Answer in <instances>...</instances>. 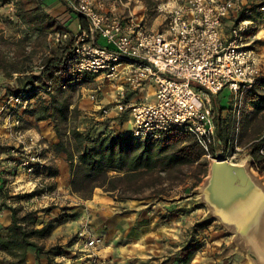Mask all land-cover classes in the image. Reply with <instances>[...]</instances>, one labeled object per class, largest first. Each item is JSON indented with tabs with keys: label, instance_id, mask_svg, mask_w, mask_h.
Segmentation results:
<instances>
[{
	"label": "built area",
	"instance_id": "built-area-1",
	"mask_svg": "<svg viewBox=\"0 0 264 264\" xmlns=\"http://www.w3.org/2000/svg\"><path fill=\"white\" fill-rule=\"evenodd\" d=\"M77 15L87 22L88 30L78 29L72 36L67 31L57 32L70 46L64 59L65 67L76 74L90 75L93 80L87 91L90 101L99 103L104 81L115 86L110 108L101 106L102 115L110 111L114 116L124 112L130 116V132L138 138H162L174 127L194 134L211 158L223 150L210 154L215 144L213 113L206 101L208 95L227 87L234 96L233 112L238 119L242 97L247 88L264 75L256 52L251 46L250 30L253 21L246 16L237 17L223 31L226 17L241 10L240 0H163L155 10L164 18L162 30L147 29L142 21L131 14L122 19L118 15L101 11V0H63ZM104 39L106 45L96 42ZM151 85V98L131 99L139 89ZM50 80L42 88L28 86L25 90L6 95L14 114V126H20L19 110L32 107L34 96L50 91ZM237 122L235 134H237ZM15 154L11 160L14 177L18 172L31 176L27 192L40 191L28 198L15 199L16 193L5 195L0 186V200L9 205L28 203L34 199L53 201V191L47 189L43 169L47 165V143L37 137L16 131ZM234 147L236 146L234 140ZM261 152L264 153L262 149ZM41 177V178H40ZM22 193L23 189H21ZM86 217L77 230L87 252L101 243V236L90 230Z\"/></svg>",
	"mask_w": 264,
	"mask_h": 264
},
{
	"label": "trees",
	"instance_id": "trees-1",
	"mask_svg": "<svg viewBox=\"0 0 264 264\" xmlns=\"http://www.w3.org/2000/svg\"><path fill=\"white\" fill-rule=\"evenodd\" d=\"M7 1L9 0H0L1 3ZM12 1L16 3V16L27 29L38 35L48 30H64L58 19L42 9L40 0ZM77 18L80 29L88 30L84 17L77 15ZM19 40L22 43V39ZM69 46L68 39L60 52L45 54L37 73L29 71L27 56L10 61L7 66L6 59L0 54L3 75L12 76L14 72L22 74L16 77V81L21 84L12 90L13 93L21 92L28 86H37L34 81H38L41 86L37 87L42 88L50 80L47 106H43L46 113L40 116H47L52 121L57 136V140L52 143V150L65 156L69 172V192L88 199L94 189L99 187L114 199H142L144 191L150 189L153 191L151 195L160 197L161 191L155 190L156 186L175 180L184 165L199 164L207 154L206 150L197 142L194 134L183 127H174L162 138H138L130 129L114 132L104 126L91 127L92 124L89 128L80 129L75 123L79 108L71 99V90L86 79L85 74L70 72L65 67L64 59ZM29 110L34 112L32 107L23 112ZM213 123L215 144L209 150H224L228 145L233 147L234 140L236 144L242 139L247 140V154L252 158V167L264 176V153L261 152L264 150V75L245 90L238 119L232 111H228L226 115L213 114ZM46 168L47 165L43 173ZM205 174L206 172L196 177L194 186ZM39 191L40 189L35 188L29 192L14 194L13 197L25 199ZM9 209L11 221L0 229V251L5 254L0 257V264H24L26 246L34 245L36 254L39 255L42 252L39 240L51 233L55 222H37V213L43 209H24L21 203L10 205ZM193 244V249L198 248L195 242ZM184 260L179 258L177 262L183 264Z\"/></svg>",
	"mask_w": 264,
	"mask_h": 264
},
{
	"label": "rangeland",
	"instance_id": "rangeland-1",
	"mask_svg": "<svg viewBox=\"0 0 264 264\" xmlns=\"http://www.w3.org/2000/svg\"><path fill=\"white\" fill-rule=\"evenodd\" d=\"M101 1L103 4L102 8L100 9L101 11L116 14L123 20L131 14L137 20L142 21L147 29L160 31L164 28L163 15L155 10V5L163 0H119V8L117 9L116 7L111 9L109 8L107 2H110L111 0ZM39 3L44 11L59 20V22L64 26V30L62 31H67L70 36H72L73 33H75L80 28H78L77 22L73 20L71 13L73 11L64 3L63 0H40ZM258 3L259 2L247 1L241 4V10H238L232 15L226 17L223 21L224 33L228 32L230 24L239 16H246L251 20L254 19L253 15L255 10L253 9L254 11H252L251 13H249L250 11L246 12L244 11L245 5L249 4L252 9V6H256V4ZM13 4L14 7H12L11 10L7 9L9 6L6 4L3 6L0 5L2 9L0 11L2 17L0 22V54L2 55L3 59H6L5 63L7 66H9L10 61H14L27 56L28 60L26 61V64L28 65L29 71H32V73H37L42 63V57L50 52H60L68 43V39L60 41V39L56 35L58 31L48 30L46 33L38 35L36 32L27 29L26 26H21V23L18 22V17L15 14L16 3L14 1ZM30 4L31 1L29 2V5ZM259 11L260 12H256V14H258L257 16H259V18L261 19H264V9H261ZM10 14L12 15V17L9 16ZM253 29L254 32L258 30L260 38L257 39L253 37V39L251 37L253 39L252 40L250 38L251 46L256 52L260 69L264 71V40H262V37H264V21H261V25H257ZM97 38L98 37H96V39ZM19 39H22V43H20ZM260 50L262 52H259ZM21 75V73H13L12 76H5L0 69V128L2 127V134L0 135V186H6L5 195L11 194L13 191H15L14 193H22L20 192L21 189H23V192H27L28 188L30 187V184H27L25 186H18V184L22 182L20 177L18 178V181L16 183H12V180H14L15 177L13 174L14 166L12 165L11 160L15 157V154H12L13 152L10 151V148L17 145L15 138L16 131L18 129H22L25 135H30L42 139V137H40L38 134H35L36 132L34 131V129L29 127L30 125L27 124V122L29 123V120L27 118H23L22 114L24 113V110L22 109H20L18 112L21 118L19 122L20 126H14L13 116L16 113L12 112L13 106L6 102V95H8L9 93H13L12 90L16 89L18 85L21 84L20 82L16 81V77ZM85 79L86 80L84 82L75 85L71 90V99L79 108V114L76 117L75 123L80 126L82 125L81 122L87 119L89 121L88 124H92L91 127L102 128L103 126H105L110 129L109 125H112V129H114L117 127L122 128L125 122V127L130 129L129 127L131 122L128 113L124 112L120 115L114 116V112L112 111H110L108 115H102L100 112L101 106H105L108 108L111 107L115 91L114 84L110 81H104V86L100 94V102L96 103L90 101L87 97V91L92 86V79H90V76L86 75ZM33 83H35V85L37 86H41L38 81H34ZM24 85H27V82H24ZM81 87H85V90ZM39 93L40 94L38 96H34V99L37 98L40 102L32 111L36 112L37 115H43L46 113L43 106H47L46 101L49 97L48 93ZM106 95L108 96V98H105ZM207 97L208 100L206 101V104L208 107H210L213 114L221 113V115H226L228 111L233 112L234 96L227 87H223L218 93L214 95L209 94ZM144 98L148 100L150 98V95H145V97H141L139 99L145 100ZM34 103L36 102H33L32 106L34 105ZM81 112L82 115L86 117V119L83 118L84 116L81 115ZM114 122L116 123V126H114ZM246 141L247 140L242 139L241 142H238L236 144L239 149H236L234 147L235 145H233V147H231L230 145L226 146V148H224L223 150L222 156L230 161L242 162L246 157H249V155L247 154ZM218 151L219 150L214 149V151H210V154H213L215 152L217 153ZM207 167L208 157H206L205 155L200 160L199 164L184 165L182 167V172L178 174V177L175 180H168L163 184V186L158 185L155 188V190L160 189L161 195L170 194L166 190L175 187L173 191L175 192V194H178L179 197L186 195L190 196L189 198L182 199V202H180V204L175 209L185 212L188 208H190V210L195 211L196 213L193 223L189 225L191 230V235L189 238L192 242L191 246L194 245V242L198 246L202 243L203 240L201 239L203 234L201 233L200 237L199 231H202L203 226H207L208 224V226L210 227H221L217 220L207 219L205 217V206L198 202L197 195L193 192L194 187L198 185L197 184L194 186L196 177L200 176L204 172H207ZM20 174H22L23 176H27L23 172H18L16 176ZM40 180L44 179L41 178ZM44 181L47 184V187H51V183L49 181ZM50 190L53 191L56 197L53 201H42L41 199H34L32 201H29L28 203H23L27 207H30L29 209H43L37 213V222H46L48 220H53L55 222V225L60 222H67L66 229L69 230V232H67V235H58L54 240L50 242L45 241V238L39 240L42 244V252H40L38 255L42 257V263L40 264H95L97 263V259L101 258H104L108 262L107 253L108 251H112V248L101 249L98 256L89 258V262H85L84 259H74V257L76 258L78 256H82L83 253L87 254L88 252L85 250L82 241H80L77 236V230L79 229L81 222L85 217L87 219V226L90 227V230L94 233H96L97 230L105 233L106 231H108L109 226H111L114 222H117L118 224L121 223L119 222V220L122 218L114 215V211H116L117 209L113 205L115 199L108 195L106 196L107 199L105 198V196V200L95 198L97 199V201H95L94 204H90L88 201H84L83 203L78 200V198H74L71 196L63 197V195L67 193L63 191L61 192L55 187H52ZM96 192L103 195L104 191L102 190L101 192L100 190H96ZM152 192L153 191H151L150 189L145 190L142 194L143 198H148V200L153 202L158 201L159 198H161V200H164L161 195L160 197L155 198L154 195H151ZM131 199L123 200L130 201L131 203H134L136 205L137 203H141V199ZM130 208H132L131 211L133 209H136L135 206L128 208L118 207V211L120 215L123 216L124 214H128ZM164 213L165 212L161 209L155 210V214L159 218H163ZM143 221L141 216H139L138 214V216L134 218L129 224L130 226L137 227ZM203 222L205 223L203 224ZM122 224L124 225L125 221ZM227 234L230 236L229 233ZM186 239L187 238H182L181 243ZM180 250L179 252H177V254H173L170 251L162 252L160 255L153 256L152 261L150 262L151 264H178L176 262L177 257L178 259H184L186 257L185 260L188 261V259L190 258V253ZM200 250L202 249H199V251ZM115 254V256L118 257H125L123 250H116ZM68 257L71 258L68 259ZM121 264L124 263L122 262Z\"/></svg>",
	"mask_w": 264,
	"mask_h": 264
},
{
	"label": "crops",
	"instance_id": "crops-1",
	"mask_svg": "<svg viewBox=\"0 0 264 264\" xmlns=\"http://www.w3.org/2000/svg\"><path fill=\"white\" fill-rule=\"evenodd\" d=\"M247 1L259 2L258 4H256V6H252L253 7L252 9L249 4H246L244 10L246 12L250 11L249 13L255 10L253 15L254 19H252L253 26L250 30V36L252 38L255 37L259 39L260 37L258 34V30L254 32L253 28H255L257 25H261V21H264V19L259 18V16H257L258 14H256V12H260L259 10L264 9V0H240V3L243 4ZM118 3L119 0H111L110 2H107L110 9L115 7L116 9L119 8ZM5 4L9 6L7 8L8 10H11L12 7H14L12 0H9L5 3L0 2L1 6ZM1 6H0V11L2 10ZM71 13L73 20L77 22V26L79 28L77 14L74 12ZM9 16L12 17L11 14ZM1 19L2 17L0 13V22ZM17 20L18 22L21 23V26H25V24L19 18ZM262 40H264V37H262ZM96 42L100 45H106L104 39L101 37H98L96 39ZM259 52L262 51L260 50ZM92 78L93 77H91V79ZM91 82L93 83V80ZM81 88L85 90V87H81ZM151 93H152L151 85H145L144 87H142L137 91V93L135 94V96L132 97V99L136 97H145V95H150L151 98L152 96ZM105 98H108V96L106 95ZM34 100H35L34 102L36 103H34L32 107L35 109L40 101L37 98ZM46 102H48V100ZM30 111L31 110H29L28 112H24L22 114L23 118H27L29 120V123L27 122V124L30 125L29 127L33 128L34 131L36 132L35 134H38L40 137H42V139H44L48 144V152L46 156L47 168L46 171H44L45 175L41 177L44 180L49 181L51 183V186L55 187L61 192L62 191L66 192L67 194H64L63 197L71 196L74 198H78V200H80L83 203L84 201L85 202L88 201L90 204H94L95 201H97V199L95 198H100V200H105L108 194H106V192H103V195L97 193L96 190H100L102 192V190L99 187L94 189L92 193V197L89 199L79 198L75 194L69 192L68 189L69 172H68V165H67V161L65 160V156L63 153H56L52 150V143H54L57 140V136L52 127V121L47 116L43 117L37 115L36 112H30ZM83 118L86 119L85 116ZM88 122L89 121L86 119L82 121L81 122L82 125L80 126L78 125V127L80 129L89 128L91 124H88ZM111 126L112 125H109L110 129H108L105 126L104 127L107 130H112L114 132L118 130L128 131V128L125 127V122L122 128L117 127L112 129L113 127ZM114 126H116L115 122H114ZM1 134H2V127L0 128V135ZM49 171H53V172L48 173ZM19 177L21 178L22 182L18 184V186L27 185L28 182L26 181L31 179V176L28 175L23 176L22 174H20L18 176H15V179L12 180V183H16ZM174 188L175 187H172L166 190L170 194L161 195L164 198V200H161V198H159L158 201L153 202L148 200V198H142L141 203H137L139 207L136 204L131 203L130 201H124L123 199H115L113 205L117 209L116 211H114V215L119 216V218H122L119 220V222H121L120 223L121 225L118 224L117 222L116 223L114 222L111 226H109L108 231H106L105 233L97 230L96 233L101 236V243L96 248V250L93 251V256H98L101 249L104 248H112V251H108L107 253L108 262L104 258H101V259H97V263L95 264H121L122 262L124 264H151L150 261H152L153 256L160 255L162 252L165 251H170L173 254H177V252H179L180 249H181L180 251H186L190 253V258L188 259V261L184 260L183 264H250L247 256L244 255L242 252H240L236 247H234L230 243V236L222 227L220 228L215 226L210 227L208 226V224L207 226H203L202 231H199L200 237H201V233L203 234L201 239L203 241L198 246L197 249H193V246H191L192 242L189 239L191 235V230L189 225L193 223L196 213L195 211L190 210V208H188L185 212L175 209L180 204V202H182L181 201L182 199L189 198L190 196L186 195L179 197V195L175 194V192L173 191ZM14 192L15 191H13L12 193ZM131 200H136V199H131ZM22 205L24 209L30 208L27 207L25 204ZM9 206H10L9 204L1 200L0 229L1 227L7 226L11 221V212ZM132 206H135L136 209H133L131 211L132 208H130L128 214H124L123 216L120 215L118 211V207L128 208ZM156 209H161L165 212L163 218H159L158 216H156L155 214ZM138 214L139 216H141L142 221L143 220L144 221L141 222V224L137 227L130 226L129 223L134 218H136ZM124 221L125 224L123 225L122 223ZM66 223L67 222H60L56 224L53 230L51 231V233L47 237H45L44 240L50 242L54 240L58 235H67L68 234L67 232H69V230L66 229L67 228ZM182 238H187V239L183 240L181 243ZM199 249L202 250L199 251ZM116 250H121V251L123 250L125 257L115 256ZM4 255H5L4 252L0 251V257ZM70 258L71 257H68V259ZM89 258L90 257L86 256L85 253H83L82 256H78L76 258L74 257V259H84L85 262H89L90 260ZM176 259L178 260V258ZM37 262L42 263V257L36 254V247L34 245L31 244L27 245L24 264H36Z\"/></svg>",
	"mask_w": 264,
	"mask_h": 264
},
{
	"label": "water",
	"instance_id": "water-1",
	"mask_svg": "<svg viewBox=\"0 0 264 264\" xmlns=\"http://www.w3.org/2000/svg\"><path fill=\"white\" fill-rule=\"evenodd\" d=\"M193 192L205 206V217L217 220L250 264H264V176L253 169L252 158L235 162L218 152L208 158L207 172Z\"/></svg>",
	"mask_w": 264,
	"mask_h": 264
}]
</instances>
